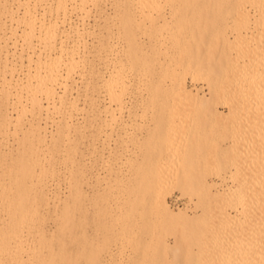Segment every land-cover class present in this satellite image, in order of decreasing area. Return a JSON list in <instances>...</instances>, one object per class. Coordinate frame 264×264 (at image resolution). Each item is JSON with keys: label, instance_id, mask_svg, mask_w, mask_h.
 Returning <instances> with one entry per match:
<instances>
[{"label": "bare ground", "instance_id": "obj_1", "mask_svg": "<svg viewBox=\"0 0 264 264\" xmlns=\"http://www.w3.org/2000/svg\"><path fill=\"white\" fill-rule=\"evenodd\" d=\"M66 1L55 0L62 11H66ZM71 2L83 7L95 4L96 0ZM35 6L25 5L22 19H11L15 27L11 26L8 33L0 36V53L8 40L16 36L29 47V53L18 65L23 67L19 68L18 79L14 76L15 66L0 74L1 98L6 100L14 93L18 101L23 94L26 102L20 103L12 120L7 111H0V133H9L11 124L15 133L29 119V127L19 132L21 140L15 155L3 151L0 141V213L4 217L0 218V264H75L78 256L96 264L98 249L82 251L81 255L68 252L61 242V232L54 240L41 235L27 249L22 246V228L41 220L40 211L47 206L41 177L52 171V165L45 155L73 153L77 140L73 134L80 131L72 121L77 103L69 98L71 88L66 80L81 63V56L76 55L79 44H73L65 52L62 60L65 75L58 72V61L49 59L57 43L62 47L71 31L79 38L80 30L70 28L65 35V18L48 20L45 24L39 20L41 25H37ZM246 6L262 13L256 19L252 12L253 21ZM112 8L107 19L114 21L113 28L124 41L122 57L143 76L142 102L152 109L151 124L137 144L140 160H126L131 175L125 188L128 208L145 210L148 200L147 209L153 215L146 223L149 231L143 240L149 257L146 264H219L207 257L219 228L226 229L222 236L227 238L244 227L250 230L256 223L261 230L259 236H264V0H114ZM5 12L9 13V8ZM250 20L257 32L240 36V29L248 28ZM20 25L18 32L16 26ZM103 26L105 34H109L111 30ZM187 27L190 33L184 37ZM137 30H142V36L147 39L174 33L178 41L173 42V49H178V45L180 49L168 58L163 42L155 39L143 43ZM232 31L237 34L232 36ZM33 40L40 45L44 60L41 53L34 51ZM192 44L193 51L188 53L187 48ZM182 56L187 60L183 66ZM17 57L22 58L20 51ZM108 67L106 73L98 75L89 70L90 80L86 83L92 90L97 84L104 90V108L109 114L106 123L115 120L112 107L120 104L125 90L121 71ZM185 74L203 82L208 96L186 90ZM43 99L45 106L41 103ZM220 103L228 106L227 114L218 111L216 106ZM42 110L46 112L45 118L50 113H62L61 119L55 120L57 123L53 121L57 125L56 134L51 135L49 144L41 132L44 127L36 122ZM144 111L142 108L141 117ZM202 117L207 124L199 127ZM63 139L68 143L64 148L58 144ZM227 140L228 146L223 148L221 143ZM232 166L235 174L225 176ZM82 176L73 175L69 179L64 203L56 212L57 229L63 226L68 230L75 213L84 209ZM213 177L223 186L214 182ZM229 178L233 184L240 185L245 178L259 184L255 186L257 191L249 190L243 196L249 216L244 214L248 211L241 212L242 216L230 211L236 191L227 186ZM173 189L186 195L189 205L170 208L166 196ZM192 246L198 248L196 252ZM260 248L259 255L264 258V244Z\"/></svg>", "mask_w": 264, "mask_h": 264}, {"label": "rangeland", "instance_id": "obj_2", "mask_svg": "<svg viewBox=\"0 0 264 264\" xmlns=\"http://www.w3.org/2000/svg\"><path fill=\"white\" fill-rule=\"evenodd\" d=\"M30 3L37 5L35 6L36 10L34 9L36 16L39 18L37 25H41L40 22L45 24L48 20L65 18L63 23L65 35L70 28H78L80 30L79 38L71 31L68 34V38H65L64 43H62V47L59 48L57 43L56 50L50 53L49 57V59L58 61L57 70L60 74L65 75L66 69L64 63H62L65 52L73 44H79L76 55L79 54L81 56V63L79 67L68 74L66 80L68 87L71 88L69 98L77 103V110L73 112L72 121L74 127L80 129V131L72 133L77 138L74 142L76 148L73 153L68 156L66 152L45 155L48 162L52 165V171L41 177V184L47 196V206L40 211L38 218L41 217V220H38L32 226L22 228L20 235L23 239V249L33 245L41 235L54 240L56 235L61 232V242L64 243V248L68 249V252L73 253L76 251V254L81 255L82 251L87 252L91 248L98 249L99 262L96 264H146L149 257L147 258L145 254L146 246L143 240L146 239L149 231L146 223H149L153 215L147 209L148 200L145 204V210L131 211L128 208V202L125 199L128 196L125 194V188L131 175L130 166L126 163V160H140L137 144L143 138L146 127L151 124L150 114L152 109L147 105H143L142 102L144 97L141 96L143 91L140 84L143 76H140L138 69L130 67L123 59L124 41L114 30L112 25L114 21L107 19L112 15L114 0H96L95 4L88 3L83 7L68 0L65 2L66 11L59 9L55 0H0V36L3 33H8L11 26L12 28L15 27V21H11V19H22V13L25 11L23 9L22 12V8H25L24 6ZM246 7L250 14L254 13H252L254 18L256 16L259 17L260 13H262L261 10L257 9L255 11L256 9ZM8 8L9 13L12 12V15L5 12ZM252 14L250 19L253 18ZM231 21L233 20L228 22L232 23ZM103 25L111 30L109 34H105ZM253 27H255V24L250 20L249 29H240L238 34L240 36H247L250 33V35L255 34L257 28ZM16 28L19 32L21 25L20 27L16 26ZM199 28L197 26L195 30L198 31ZM137 33L139 41L143 43L152 42L155 39L163 42L162 46L167 50L168 58L175 56L174 53L176 54L180 49V45H178V49H173V42L178 41L174 33H162L156 38L150 39L142 36V30H137ZM189 33L190 28H185L184 37H188ZM231 33L232 36L237 34V32L235 34L233 31ZM232 36L230 34L229 37L232 38ZM78 39L81 41H77ZM182 43L184 47L185 42L182 41ZM32 44L34 45V51L41 53L40 58H45L43 52L40 51L38 42L33 40ZM19 51L22 58L17 57ZM192 51L193 44L187 48L188 53ZM27 53H29V47L22 41L21 37L16 36L9 39L4 51L0 53V74L7 72L9 66H15L13 68L15 70L14 76L15 79H18L19 68L23 69L22 66L18 65H20V60ZM181 60L182 66L186 64L185 56H182ZM108 66L110 70L117 69L121 71L125 90L123 91L124 94L120 104L112 107L114 113H116L115 120L106 123V120L109 119V114L108 110L104 108L105 92L99 84L92 90L90 86L86 87V83L90 80L88 78L90 77L89 70L94 71L96 75L103 74L106 73ZM177 68L181 67L178 66ZM184 85L186 90L192 93L197 92L200 96H208L206 85L200 80H193L189 74L184 76ZM13 94L8 95L6 100L0 96V111H7L8 115H11V120L14 119L15 112L20 108V103L23 102V104L21 103L22 105L26 104V102L24 104L25 100L22 99H25L23 94L18 98L22 101L18 99L16 101V96ZM15 101L19 103H13ZM41 101L42 105L45 106L44 99ZM216 107L220 113L227 114L228 106L226 104L220 103ZM142 108L145 110L143 117H141ZM40 113L39 116L37 114V118H40L36 122L38 121L44 127L41 132L45 141L49 144L51 135L55 136L56 134L55 128L57 125L55 126V123L61 119L62 113H58V115L57 113H52L54 116L50 113L48 114L49 118L48 116L45 118L46 112L44 110ZM28 120L26 118L22 125L16 128L18 133H13L12 124L8 127L9 133H0V141L3 143L2 149L8 155L16 154L17 143L21 140L18 139L19 132L29 127ZM206 124L207 121L203 117L200 118L198 126ZM228 143V140L223 141L221 145L224 148L228 146ZM58 144L64 148L68 143L63 139ZM43 163L46 164L44 161ZM235 171L233 166L229 167L224 175L235 174ZM81 174L83 176L81 177L80 186L82 188L84 209L75 213L72 225L68 230H65L63 226L57 229L55 226L57 221L56 212L64 203L62 201L67 193L69 179L73 175L77 177ZM230 178L227 179L226 184L236 191L230 202V205L233 206L230 211L242 216L243 213L241 212L249 210L245 206L246 203L243 196L246 192L248 194L255 188L257 191L259 184H256L258 187H255L256 185L250 179L247 180V178L240 185L237 182L233 184L230 181L232 178ZM212 179L214 182L218 181L215 177ZM217 183L223 186L220 181ZM166 202L172 209L185 208L187 204L189 205L187 196L182 195L177 189H173L166 196ZM244 214L249 216L250 211ZM0 218L4 219L2 213H0ZM224 230L226 229L219 228L216 241L209 246L207 257L209 256L210 260L215 259L219 264H264L263 256L259 255L260 247L264 244V240H262L264 236H259L261 232L259 224L251 225L250 230L244 227L227 238H224V235L222 236L225 232ZM168 239L169 242H172L170 237ZM192 247L196 252L198 248L196 247L197 249L195 250V247ZM0 253H2L1 249ZM4 253L6 252L4 251ZM75 259V264H89L81 256Z\"/></svg>", "mask_w": 264, "mask_h": 264}]
</instances>
